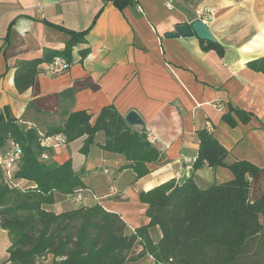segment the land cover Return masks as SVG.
Segmentation results:
<instances>
[{"label": "crops", "instance_id": "1", "mask_svg": "<svg viewBox=\"0 0 264 264\" xmlns=\"http://www.w3.org/2000/svg\"><path fill=\"white\" fill-rule=\"evenodd\" d=\"M130 1L119 7L113 0H0L5 121L14 119L44 135L71 113L86 112L94 123L105 107L114 106L125 117L139 113L149 141L162 153V162L138 179L131 169L120 170L127 164L123 156L101 149L103 132L88 156L80 153L86 136L51 149L47 159L58 164L71 159L87 189L83 206L75 195L57 196L47 210L61 214L99 204L120 215L129 233L147 226L142 192L172 180L182 184L193 178L203 189L233 179L226 168L195 169L203 131L228 151V165L248 161L259 167L250 198L264 197V74L249 68L264 58V0ZM197 21L207 25L215 42L196 35L165 37ZM60 29L87 35L73 48L70 69L52 75L48 57L63 53L71 40ZM151 236L157 242L159 229ZM10 247L0 226V264ZM48 263L53 264L52 255L42 261ZM128 264L154 261L147 256Z\"/></svg>", "mask_w": 264, "mask_h": 264}, {"label": "trees", "instance_id": "2", "mask_svg": "<svg viewBox=\"0 0 264 264\" xmlns=\"http://www.w3.org/2000/svg\"><path fill=\"white\" fill-rule=\"evenodd\" d=\"M113 2L122 7L131 1ZM60 30L71 40L63 53H55L47 62L62 57L71 65L72 50L85 41L87 32ZM249 68L264 74V58L250 62ZM92 118L86 112L71 113L63 125L41 135L0 115V151L14 141L23 153L14 173L19 188L5 183L0 167V226L11 241L7 264H42L49 255L53 264H128L147 256L154 264H264V197L250 198L252 179L260 169L248 161L228 165V151L204 131L199 133L195 169L226 168L233 179L205 189L193 178L182 184L172 180L142 192L147 226L129 233L120 215L99 204L61 214L48 211L57 196H76L87 186L84 173H75L71 159L58 164L42 158L52 156L54 149L42 145L45 138L63 135L69 144L86 136L80 153L88 156L96 135L103 132L101 149L123 156L127 164L120 170L131 169L138 179L151 173V165L162 162V153L149 141L146 129L131 127L114 106L105 107L94 123ZM224 119L235 125L229 117ZM154 229L161 234L157 242L151 236ZM137 248L140 252H133Z\"/></svg>", "mask_w": 264, "mask_h": 264}, {"label": "built area", "instance_id": "3", "mask_svg": "<svg viewBox=\"0 0 264 264\" xmlns=\"http://www.w3.org/2000/svg\"><path fill=\"white\" fill-rule=\"evenodd\" d=\"M71 65L62 57H56L48 65L49 73L52 75H60L67 72ZM42 145L45 147L59 148L67 145V139L63 135H56L53 137L45 138L42 141ZM22 149L16 142L11 141L7 150L0 153V167L4 171L5 183L11 188H19L20 182L14 178V173L18 168L19 162L22 158ZM42 158H47L44 154ZM84 191H78L75 200L77 203H82L85 200L83 195Z\"/></svg>", "mask_w": 264, "mask_h": 264}, {"label": "water", "instance_id": "4", "mask_svg": "<svg viewBox=\"0 0 264 264\" xmlns=\"http://www.w3.org/2000/svg\"><path fill=\"white\" fill-rule=\"evenodd\" d=\"M192 35H196L200 40L203 41L215 42V39L212 36L209 28L202 21H197L191 26L188 24L179 25L176 27L174 32L166 34L165 37L171 39L178 38L179 36L191 37ZM125 120L131 127H145L143 119L136 111L129 112L128 115L125 117Z\"/></svg>", "mask_w": 264, "mask_h": 264}, {"label": "rangeland", "instance_id": "5", "mask_svg": "<svg viewBox=\"0 0 264 264\" xmlns=\"http://www.w3.org/2000/svg\"><path fill=\"white\" fill-rule=\"evenodd\" d=\"M2 152V150L0 151V153ZM205 186V185H204ZM212 186V185H211ZM203 189H205V187H203ZM78 205L79 206H83V204L82 203H78ZM249 253V254H248ZM246 255L248 256V255H252V252H248ZM253 255H255V254H253ZM49 264V263H48Z\"/></svg>", "mask_w": 264, "mask_h": 264}]
</instances>
